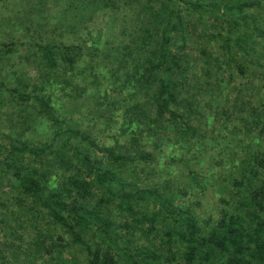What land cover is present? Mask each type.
Wrapping results in <instances>:
<instances>
[{"label":"trees","instance_id":"obj_1","mask_svg":"<svg viewBox=\"0 0 264 264\" xmlns=\"http://www.w3.org/2000/svg\"><path fill=\"white\" fill-rule=\"evenodd\" d=\"M13 263L264 264V0H0Z\"/></svg>","mask_w":264,"mask_h":264},{"label":"rangeland","instance_id":"obj_2","mask_svg":"<svg viewBox=\"0 0 264 264\" xmlns=\"http://www.w3.org/2000/svg\"><path fill=\"white\" fill-rule=\"evenodd\" d=\"M79 110H81V106L79 105L77 107ZM36 138V137H34ZM104 142L106 143H110V140H108V138H104L103 139ZM174 166H165V169L163 170V167L160 168V170L162 172H160L158 175L157 173H150L152 174V180H147L145 181V183L147 185H151V186H155V184L157 185H160L162 181L165 182V180H167V178H170L171 176H177L180 174V172L184 169V171L188 172V170L185 169L184 165H179L176 161L174 162ZM189 173V172H188ZM136 180V179H135ZM134 180V181H135ZM161 181V182H160ZM212 189L210 188L208 190V194L203 198V202L205 203V206H204V211L206 210H210L212 211L211 213H213V215H216L215 211H213V208H214V196L212 194H209L210 191ZM31 262L33 261L32 259L30 260ZM36 262H39V261H36ZM14 264V263H13Z\"/></svg>","mask_w":264,"mask_h":264}]
</instances>
